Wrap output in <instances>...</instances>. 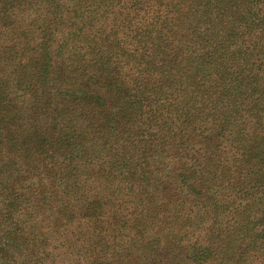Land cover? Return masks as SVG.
Here are the masks:
<instances>
[{
  "label": "trees",
  "instance_id": "trees-1",
  "mask_svg": "<svg viewBox=\"0 0 264 264\" xmlns=\"http://www.w3.org/2000/svg\"><path fill=\"white\" fill-rule=\"evenodd\" d=\"M92 4L0 0V264H264V0Z\"/></svg>",
  "mask_w": 264,
  "mask_h": 264
},
{
  "label": "rangeland",
  "instance_id": "rangeland-1",
  "mask_svg": "<svg viewBox=\"0 0 264 264\" xmlns=\"http://www.w3.org/2000/svg\"><path fill=\"white\" fill-rule=\"evenodd\" d=\"M93 0H74V7L72 11V16L68 22L63 23L60 29H63V33L61 32V35H70L73 37V35H82L84 32H87V29L89 27L91 16H92V7H94V4H92ZM37 2H33L28 9H26L27 15L31 18L34 17L37 13L40 11ZM48 17H51L50 14H48ZM58 28V27H57ZM65 32V34H64ZM62 37V36H61ZM235 196L228 195L227 193H220L218 194V198L221 200V202L224 201H232ZM260 200L258 199V202ZM231 217V214L229 217H223L221 215V220L217 223L218 227H224L225 223L229 221ZM217 228L214 227V230L216 231ZM191 231V230H190Z\"/></svg>",
  "mask_w": 264,
  "mask_h": 264
}]
</instances>
